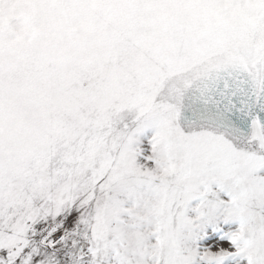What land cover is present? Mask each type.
I'll use <instances>...</instances> for the list:
<instances>
[{
	"label": "snow or ice",
	"instance_id": "6c2138e0",
	"mask_svg": "<svg viewBox=\"0 0 264 264\" xmlns=\"http://www.w3.org/2000/svg\"><path fill=\"white\" fill-rule=\"evenodd\" d=\"M0 264H264V0H0Z\"/></svg>",
	"mask_w": 264,
	"mask_h": 264
}]
</instances>
